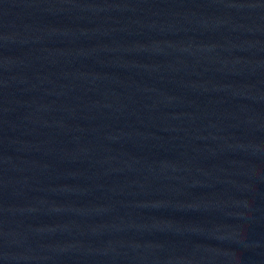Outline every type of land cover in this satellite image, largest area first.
<instances>
[{
	"label": "water",
	"instance_id": "water-1",
	"mask_svg": "<svg viewBox=\"0 0 264 264\" xmlns=\"http://www.w3.org/2000/svg\"><path fill=\"white\" fill-rule=\"evenodd\" d=\"M0 264H264V14L0 0Z\"/></svg>",
	"mask_w": 264,
	"mask_h": 264
}]
</instances>
